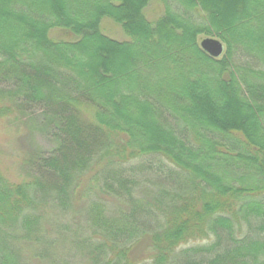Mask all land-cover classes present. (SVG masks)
I'll return each instance as SVG.
<instances>
[{"label": "trees", "instance_id": "16d2710c", "mask_svg": "<svg viewBox=\"0 0 264 264\" xmlns=\"http://www.w3.org/2000/svg\"><path fill=\"white\" fill-rule=\"evenodd\" d=\"M104 19L128 41L105 36ZM56 29L74 41L51 39ZM203 35L224 43L222 59ZM0 84V119L44 109L60 142L31 156L30 183L0 178V233L31 241L33 262L264 264V0H0ZM143 158L170 170L127 166ZM94 188L126 211L108 214ZM46 204L79 214L65 255L69 228L47 236Z\"/></svg>", "mask_w": 264, "mask_h": 264}, {"label": "rangeland", "instance_id": "374dc122", "mask_svg": "<svg viewBox=\"0 0 264 264\" xmlns=\"http://www.w3.org/2000/svg\"><path fill=\"white\" fill-rule=\"evenodd\" d=\"M160 14H162V6L158 2L152 3L146 10V15L150 20L156 19V17H158ZM100 29L105 36L111 39L117 41H128V38L123 32L121 26L109 19H104L102 21ZM49 37L56 41H74L75 39L74 36L58 29L52 30L49 33ZM207 38L214 37H207L204 35L200 36L198 39V43L200 44ZM217 40L221 41L220 39ZM224 53L216 59H222ZM7 88L8 85L0 84V89ZM55 129L56 126L52 123H49L46 111L41 108L29 109L25 113H16L14 111L11 116L0 119V178L5 180L6 183L10 185H17L25 182L30 183L31 181L29 180L33 179V176L36 175L34 171L35 169H31L27 165L31 156L33 154L49 156L54 153L60 145V142L55 134ZM153 160H151L150 158H143L142 160L133 161L127 166L129 167L135 166L140 163H148L147 165L151 166L145 171L147 173L146 175H148V179H150V177L153 176L154 173L159 176H163L165 173H168V170H170V168L166 163L160 165L158 161ZM85 181L86 183H88L87 180ZM152 189L153 186L146 184L145 188L139 194V197L142 199H150L152 196ZM93 190V193L97 194V196L94 197L95 200H98L107 206L108 214L114 215L119 211H126L127 207L119 200L113 197H108L104 194H100L99 192H97L96 188H94ZM81 192L82 188L79 190V193ZM77 200L83 201L80 195L78 196ZM79 205L81 206L82 204L80 203ZM43 208L45 211H43V213L42 211H39V214H43L45 216L44 224H47L50 227V229L49 227H47V230H45V232L48 233L47 236L50 239L58 238L60 228H69V237L66 239V242L64 244L58 247L59 253L56 252V255L58 256L65 255V252L63 250H69L70 241H74V231L75 233L77 231L74 228V225L75 222H80L78 221L79 214L76 215V213L74 212V217L72 214H70L71 216L63 219V217L55 209H53L50 204L44 205ZM78 210L79 208H77L76 212ZM35 230L36 229L34 226L30 227V229L28 230L30 237L40 236V234L35 232ZM3 232L5 233V235L0 233V263L4 261H20L24 256L28 264H37L35 260L34 262L32 261L31 253L28 250H25V247H28L31 241L26 240L25 242L19 243L11 240L10 237H7L10 233L9 231L8 233L6 231ZM212 243L213 241L209 239L190 241L186 244H183L182 246H179L175 250L174 254L180 255V253H182L183 251L189 249L195 250L204 248L211 245ZM39 246H42V244H39ZM33 250L35 253H39L36 248H33ZM72 257H74V254H69L66 257V260L70 259L71 261ZM76 257V264H88L80 258V255L77 254ZM147 258L150 257L145 256L144 259L146 260L143 262L149 261Z\"/></svg>", "mask_w": 264, "mask_h": 264}, {"label": "water", "instance_id": "95a60500", "mask_svg": "<svg viewBox=\"0 0 264 264\" xmlns=\"http://www.w3.org/2000/svg\"><path fill=\"white\" fill-rule=\"evenodd\" d=\"M200 48L203 52L213 58L220 57L225 50L224 44L214 38H207L200 43Z\"/></svg>", "mask_w": 264, "mask_h": 264}]
</instances>
